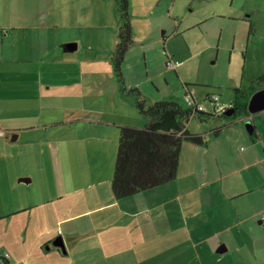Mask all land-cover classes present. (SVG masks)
Instances as JSON below:
<instances>
[{
  "label": "rangeland",
  "instance_id": "374dc122",
  "mask_svg": "<svg viewBox=\"0 0 264 264\" xmlns=\"http://www.w3.org/2000/svg\"><path fill=\"white\" fill-rule=\"evenodd\" d=\"M128 2L134 43L125 56L122 73L125 86L128 89L137 88L147 105L169 100L186 106L185 94L190 90L194 92L196 102L207 113H211L212 106L205 94L209 97L219 95L221 102L231 103L234 87L243 88L262 75L264 0ZM24 4L26 23L36 24L33 9L38 10L37 0H25ZM55 5L61 12L57 15L58 23L66 26L63 31H58L61 46H51L49 50L45 45L35 46L28 51L26 44H20L16 59L25 57L29 62L19 64V70H30L31 73L34 70L41 71L46 66L49 67L48 71L65 77L67 81L64 83L77 87L72 98H67L66 105L86 106L107 113L110 109H116L120 93L111 57L122 24L116 0H56ZM243 20L252 22L256 29L255 34L249 36V42L254 40V46L246 53L240 50L246 40V33L243 35L242 32H246L247 25ZM220 32L218 42L217 35ZM68 43L76 44V49L64 52L62 45ZM167 58L179 61L175 71L165 67ZM13 68L14 65L0 64L1 73ZM23 81L30 85L34 94L36 80ZM9 91L14 107L24 106L27 95L19 80L10 84ZM135 109L132 107L137 118L142 121L144 117ZM30 110L26 108L25 122L38 124L43 119L42 114L40 116L35 108V118L31 116L29 121ZM205 118L206 123L193 116L186 126L189 132L203 134L209 131L210 135L211 129L231 120L222 116ZM102 119H109L108 114ZM107 129L110 131V127ZM226 129L222 133L224 137L217 142L222 148L229 130H237L234 126L227 132ZM49 130V133L53 131ZM43 135L39 131L34 136ZM77 139H74V145L79 144ZM20 140L12 145L5 133L3 138L0 137V198L3 202L14 197V206L10 208L17 207L19 201L30 200L32 196L37 200L44 197L49 199L54 193L47 182L40 181L37 166L32 162V152L36 146L32 137L25 139L21 136ZM218 145L213 150L218 153L219 161L221 149ZM244 146L238 143L237 150H243ZM115 155L116 152L113 161ZM184 157L174 181L154 190L150 194L152 198L142 199L135 206L127 208L128 213H136L138 217L134 219L138 226L131 228L129 238L119 228L120 225L128 226L127 219L118 223L113 219L106 220L105 211L97 212L98 218L94 222L89 217L81 219V232L89 235L88 240H85L88 247L84 245L79 251L80 247L72 246V262L69 259L59 264H264V220L256 218L251 225L241 223L231 231L225 229L232 221L229 205L222 202L220 183L215 181L213 173L205 172L201 166L205 162L210 164L209 154L202 158L200 154L192 152ZM247 173L236 171L230 177L241 186L242 178L246 180ZM23 178L31 182H18ZM114 210L108 212L113 213ZM245 212V216H248L249 210ZM8 217L0 219V254L18 253L21 250V222H17V219L5 221ZM146 225L150 228H146ZM247 230L251 234L249 237L243 235ZM10 233H15V239L7 238ZM98 234L104 239H98ZM97 243L101 246L100 250L94 249ZM123 246L130 250L123 249ZM221 246L227 249L226 253L218 252ZM49 264L56 263L52 260Z\"/></svg>",
  "mask_w": 264,
  "mask_h": 264
},
{
  "label": "crops",
  "instance_id": "0c3cea01",
  "mask_svg": "<svg viewBox=\"0 0 264 264\" xmlns=\"http://www.w3.org/2000/svg\"><path fill=\"white\" fill-rule=\"evenodd\" d=\"M24 1L0 0V64L14 65L12 70L6 69L2 73L0 72V129L8 139L10 138L12 145L21 142V136L25 139L32 137V142L36 145L32 152V162L37 166L40 181L47 182L54 193L49 199L44 197L37 200L32 196L30 200L19 201L15 208H10V206H14V197L12 200L9 198L3 202L0 198V219L10 216L5 221L17 219V222H21L22 225L19 243L21 250L18 253L8 252L5 264H40L44 262L49 264L52 260L59 264V262L69 259L71 263L73 260L71 256L72 246L80 247L79 251H82L84 245L88 247L85 240H88L89 235L81 232L83 226L81 219L89 217V220L92 218L94 222L98 218L97 212L101 211H105L106 220L113 219L120 223L127 219L126 225L128 226L120 225L119 228L124 230L125 235L129 238L132 232L131 228L135 229L138 226L134 222V219L137 220L138 217L135 216L136 213H128L127 208H130L131 205L135 206L139 201H143L142 199L146 200L159 187L121 200H115L112 195L111 178L115 163L113 154L117 150L118 128L119 126L141 128L146 124L145 117L142 121L137 118L136 112L132 110L134 106L126 97L120 93L116 100L118 107L108 110V113L86 106L81 108L82 106L79 107V105H66L67 98H72L77 87L70 83H64L67 81L65 77H59L48 71L49 67L46 66L41 71L34 70L31 73L30 70L24 72L19 70V64L29 62L25 57L16 59L20 44H26L28 51L35 46L45 45L47 50L51 46L60 47L62 43L58 42V31H63L66 28V26L58 23L57 15H60L61 12L55 5L56 0H37L38 10L33 9L34 18L37 22L34 25L27 24L25 21L26 7ZM29 11L32 14L31 8ZM243 21L247 25L246 32H242L243 35L246 33V40L242 43L243 46L240 50H244L246 53L254 46V40L249 42V36H253L256 29L249 20ZM250 27L254 30L252 35H249ZM176 36H180V34ZM220 38L221 32L217 35L218 42ZM116 43L117 38H115V45ZM234 43H236L235 37ZM261 68L260 74L263 75L264 65ZM45 74L47 75L45 76ZM23 79L36 80L34 94H32L33 90H31L30 85ZM16 80H19L21 88L27 95L24 106L21 107H19L20 105L14 107L10 97L9 86ZM240 88L234 87V90ZM188 92L185 96L191 98L195 104H199L196 102L194 92L190 90ZM217 96L219 97V95ZM205 97L210 102L211 96L205 94ZM221 103L228 104L230 108L224 113V116H227V112H231V115L233 112L231 110L232 102ZM26 108L31 109L29 121L32 119L31 116L35 118V108L40 116L42 114L43 119L38 124H27L24 119L26 118L24 114H27ZM135 110L137 111V109ZM106 114H108L109 119H102ZM77 115L81 116L72 119ZM88 120L89 122H87ZM247 122L252 124L253 132L251 133L246 128ZM219 126H225L223 130L227 128L226 132L233 126L237 130H229L223 148L217 143L221 141L219 138L224 137L222 136L223 131L216 139H209L207 146L184 142L179 156L178 171L181 167V161L186 158L184 155L194 152L203 158L209 154L210 164L205 162L206 164L201 165L202 170L212 172L215 181L220 183L222 202L229 205V215L232 216L230 226L225 227V229L231 231V229L238 227V224L249 223L251 225L256 218L264 220V111L231 119ZM108 127H110V131L107 129ZM49 129L53 131L49 133ZM39 131H42L44 135L34 136ZM208 132L205 131L199 135H206L204 138L208 140L210 138ZM75 138H78L79 144H73ZM238 143L244 144L245 148L238 151ZM216 145L221 149L219 151L221 161L217 160L218 153L213 150ZM236 171L241 172V174L248 172L246 180L242 178L241 186L239 182H235L230 177ZM18 182L28 184L31 180L23 178L19 179ZM247 206L249 207L246 208ZM108 207L111 208L106 209ZM112 209H115L114 212L109 213L108 211ZM246 209L249 210L248 216H245ZM75 223L78 224L75 225ZM146 228L150 227L146 225ZM13 234L15 233L8 234L7 238L15 239ZM243 235L249 237L251 234L247 230ZM58 237H61L63 241L66 254L52 245V241ZM97 238L104 239L99 234ZM94 249L100 250V244H95ZM123 249L130 250L126 247ZM226 252L227 249L222 251V253ZM1 257L2 254H0V259H2Z\"/></svg>",
  "mask_w": 264,
  "mask_h": 264
},
{
  "label": "trees",
  "instance_id": "16d2710c",
  "mask_svg": "<svg viewBox=\"0 0 264 264\" xmlns=\"http://www.w3.org/2000/svg\"><path fill=\"white\" fill-rule=\"evenodd\" d=\"M116 3L122 19L111 57L117 88L138 113L146 118L144 127L118 128L119 139L111 178V192L115 200H121L174 181L178 172L182 144L188 142L207 146L209 139H216L225 128L219 126L211 129L210 138L205 140V136L193 134L187 129L186 126L193 116H197L203 122L207 120L205 117L222 116L225 119H236L242 115L249 116L247 110L249 98L255 91L264 88V74L245 87L234 90L231 103L233 112L228 117L224 116V113L214 114L213 110L212 114L207 113L204 107L199 111L195 106L201 104L195 103L193 107H189L180 106L175 101L162 100L147 105L137 88L128 89L125 86L122 64L129 47L133 44V31L128 0H116ZM253 33L254 30L250 27L249 35ZM169 60L178 62L176 59H168L165 62L166 68ZM184 86L188 87L187 84ZM209 103L212 106L211 101Z\"/></svg>",
  "mask_w": 264,
  "mask_h": 264
},
{
  "label": "water",
  "instance_id": "95a60500",
  "mask_svg": "<svg viewBox=\"0 0 264 264\" xmlns=\"http://www.w3.org/2000/svg\"><path fill=\"white\" fill-rule=\"evenodd\" d=\"M76 44L74 43H68V44H64L62 46V49L64 52H70L76 49ZM247 110L249 112L250 115H254L257 114L259 112L264 111V88L255 91L251 97L249 98L248 101V105H247ZM231 112H227L226 115L229 116ZM246 128L248 130V132H253V127L251 122H247L246 124ZM52 245L53 247L59 249L63 254H66L65 252V248H64V244L63 241L61 239V237L55 238L52 241ZM226 248L224 246L220 247L218 249L219 253H222V251H224ZM1 264H5L3 262H1Z\"/></svg>",
  "mask_w": 264,
  "mask_h": 264
},
{
  "label": "built area",
  "instance_id": "2783aa9c",
  "mask_svg": "<svg viewBox=\"0 0 264 264\" xmlns=\"http://www.w3.org/2000/svg\"><path fill=\"white\" fill-rule=\"evenodd\" d=\"M177 65H178L177 61H174V60L167 61V67L168 68L175 69V67ZM209 100L211 101L212 110H213L214 114L222 115L229 108L228 104H223L220 102L219 97L217 95L211 96L209 98ZM185 103L189 107H193V105H194V102L188 96H185ZM195 107H197V109L199 111L203 110V106H201V105H196ZM0 137H4V132L1 129H0ZM1 258H2L1 260H6L8 258V255L6 253H4V254H2ZM16 264H22V263H16Z\"/></svg>",
  "mask_w": 264,
  "mask_h": 264
},
{
  "label": "flooded vegetation",
  "instance_id": "af4514ba",
  "mask_svg": "<svg viewBox=\"0 0 264 264\" xmlns=\"http://www.w3.org/2000/svg\"><path fill=\"white\" fill-rule=\"evenodd\" d=\"M1 261L5 263V260H1Z\"/></svg>",
  "mask_w": 264,
  "mask_h": 264
}]
</instances>
